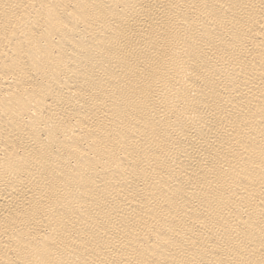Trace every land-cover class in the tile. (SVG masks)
Instances as JSON below:
<instances>
[{
	"label": "bare ground",
	"instance_id": "1",
	"mask_svg": "<svg viewBox=\"0 0 264 264\" xmlns=\"http://www.w3.org/2000/svg\"><path fill=\"white\" fill-rule=\"evenodd\" d=\"M0 264H264V0H0Z\"/></svg>",
	"mask_w": 264,
	"mask_h": 264
}]
</instances>
